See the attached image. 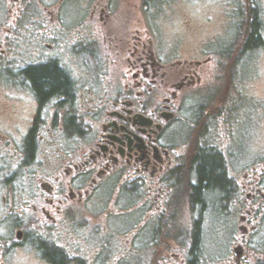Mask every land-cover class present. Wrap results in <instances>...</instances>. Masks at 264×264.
<instances>
[{"label": "flooded vegetation", "instance_id": "obj_1", "mask_svg": "<svg viewBox=\"0 0 264 264\" xmlns=\"http://www.w3.org/2000/svg\"><path fill=\"white\" fill-rule=\"evenodd\" d=\"M11 1L0 12L21 11L31 31L25 50L9 57L10 93L1 95L0 117L9 114L13 125L0 130V224L14 225L10 246H21L34 225L45 264H105L91 260L81 237L48 230L86 213L106 185L159 198L173 179V228L161 233L153 222L148 246L138 239L130 250L139 259L135 250H145L148 264H189L196 254L203 264L204 215L213 211L223 235L234 221L225 238L232 256L208 264H252L264 156L248 150L241 127L258 105L252 64L264 27L256 10L221 8L217 49L213 35L181 56L168 29L173 0ZM37 73L61 77L66 88L41 96ZM41 156L53 164L35 167ZM211 159L212 174L203 176ZM157 197L143 203L159 211Z\"/></svg>", "mask_w": 264, "mask_h": 264}, {"label": "rangeland", "instance_id": "obj_2", "mask_svg": "<svg viewBox=\"0 0 264 264\" xmlns=\"http://www.w3.org/2000/svg\"><path fill=\"white\" fill-rule=\"evenodd\" d=\"M224 1L225 5H223ZM238 3L242 13L248 6L254 8L264 27V0H173V25L168 26L169 30H171V26L173 29V52L181 56L193 55L201 42L213 35L216 38L213 47L217 49L219 12L221 8L225 7L227 14L233 15L238 8ZM0 4L11 7L12 1L0 0ZM226 17L230 20L229 16ZM30 31L27 15L21 11L13 8L11 11L0 12V61L2 63H0V108L4 104L1 95L10 93L11 77L9 72L12 65L9 57L13 55L15 49L25 50ZM43 32L42 30H35L34 33L40 36ZM44 41L47 42V38ZM6 59L9 62L3 63ZM252 67L255 70V83L251 92L257 98L258 105L252 114V123L249 119H244L241 129L242 134L245 129L243 138H246L244 141L247 142L248 150L251 146L260 156H264V49L256 53ZM9 116V114L1 115L0 130L5 125L6 128L13 126L8 124L11 121ZM60 147L63 148L62 145ZM41 157L35 167L53 164L51 162L46 165L48 160L43 156ZM57 159V157L54 158V160ZM168 184L169 190L162 191L159 198L157 196L148 198L147 194H133L128 187L110 188L109 185H106L90 203L86 213L60 223V225H52V229L48 231L53 232L55 237L61 236V233L65 232L71 233L70 237H81L82 243L89 244L87 250H89L91 260L100 257L103 260L106 259L108 264H144L145 257L146 264H148L152 256L145 255V250L142 249L143 252L135 250L142 257L139 259L138 255L130 249L134 247L133 244L134 242L137 243L138 239L139 241L145 239L146 243L143 242L141 248L145 244L148 246L151 233L156 230L153 227V222H155L157 229L162 226L159 230L161 233L168 232V226L173 228V179ZM155 197H157V202L160 205L159 211L152 203H149L150 206L143 203L144 200L152 201ZM225 211L229 217L234 218L236 209L227 208ZM214 213L216 212L208 211L204 215L205 254L201 257L203 264L216 263L219 259L232 256L231 244L225 238L229 232L233 231L234 221L233 219L228 220L223 229L225 230L223 235L220 230L221 223L216 222L217 218L214 217ZM182 224L187 228L191 227L190 223ZM258 227L259 229L255 234V236L258 234L257 242L252 249V264H264V218L261 216H258ZM36 231L34 225L28 227L26 241L21 246L12 248L10 241L14 242L16 233L14 225L11 223L0 224V264H45L41 258L43 252L39 245V240L42 238L36 234ZM169 231L173 233V230L170 229ZM86 238H90V240ZM180 241L182 245L188 242L190 244V241L184 239ZM69 242L73 243L74 240ZM27 245L31 246L28 247ZM214 246L220 247V250H216ZM79 254L88 257L84 251ZM180 257L183 256L180 255Z\"/></svg>", "mask_w": 264, "mask_h": 264}, {"label": "trees", "instance_id": "obj_3", "mask_svg": "<svg viewBox=\"0 0 264 264\" xmlns=\"http://www.w3.org/2000/svg\"><path fill=\"white\" fill-rule=\"evenodd\" d=\"M39 73H42V71H40ZM39 73H37L36 75H38ZM48 76L38 75V76H35V78H34V83L38 87V90L41 93V96L44 97L43 91L46 89L49 90L50 92H52V91H55L56 89L61 90V89L66 88L64 79H62L61 77L58 78L54 75H50L49 77ZM212 163H213V161L211 159V160H209V162L205 161L202 164L201 171H202L203 176H206V175L210 176L212 174L211 171L210 172L208 171L209 169L212 168V167H209V165L212 166ZM40 249L42 250V252L44 251L41 246H40ZM199 257H200L199 254L192 256L189 264L200 263ZM59 259H60V257L57 255L56 260H59Z\"/></svg>", "mask_w": 264, "mask_h": 264}, {"label": "water", "instance_id": "obj_4", "mask_svg": "<svg viewBox=\"0 0 264 264\" xmlns=\"http://www.w3.org/2000/svg\"><path fill=\"white\" fill-rule=\"evenodd\" d=\"M16 238H17V239H20V238H21V233H20V232H17V234H16Z\"/></svg>", "mask_w": 264, "mask_h": 264}, {"label": "bare ground", "instance_id": "obj_5", "mask_svg": "<svg viewBox=\"0 0 264 264\" xmlns=\"http://www.w3.org/2000/svg\"><path fill=\"white\" fill-rule=\"evenodd\" d=\"M30 180V179H29ZM211 210V209H210ZM106 264V263H105Z\"/></svg>", "mask_w": 264, "mask_h": 264}]
</instances>
